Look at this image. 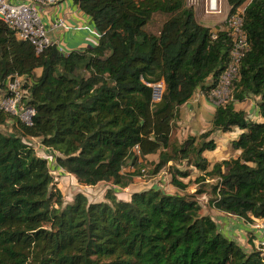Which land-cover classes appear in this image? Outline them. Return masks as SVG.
<instances>
[{
	"label": "trees",
	"instance_id": "1",
	"mask_svg": "<svg viewBox=\"0 0 264 264\" xmlns=\"http://www.w3.org/2000/svg\"><path fill=\"white\" fill-rule=\"evenodd\" d=\"M226 1L229 17L247 4L248 46L211 128L184 140L173 137L181 107L198 90L210 97L234 63L228 23L202 25L187 0H74L98 42L63 54L55 45L37 53L0 20V86L25 79L24 101L35 110L31 126L0 111V127L12 124V132L0 130V264H264L256 233L248 250L219 230L195 195L154 184L118 197L164 169L183 192L191 173L178 166L186 165L199 172L197 194L208 192L209 207L264 222V0ZM157 14L165 20L153 33ZM160 81L165 91L154 103L150 84ZM250 97L258 98L260 122L236 107ZM235 129L239 154L209 162L215 133ZM27 137L53 150L56 166L81 185L111 184L106 200L78 193L65 203L49 160Z\"/></svg>",
	"mask_w": 264,
	"mask_h": 264
},
{
	"label": "rangeland",
	"instance_id": "2",
	"mask_svg": "<svg viewBox=\"0 0 264 264\" xmlns=\"http://www.w3.org/2000/svg\"><path fill=\"white\" fill-rule=\"evenodd\" d=\"M210 2L211 0H187V4L189 7L193 8V10L196 13V17L199 23H201L204 26L215 28V27H222L225 23H227L229 19V12L230 7L226 0H217L218 9L217 11H210ZM247 4L243 5L239 9H244ZM165 20V17L162 15H154L153 20L151 24L149 25V31L153 33H157L161 27L162 22ZM227 91H223V95L221 98L217 99H209L212 101L213 106L211 109H208L207 116L210 115V111L215 110V106L218 102H224L230 98ZM201 100H195L196 105L197 102ZM258 98L250 97L243 103H236V107L238 109H241L245 111L248 114V117L252 120L257 121L259 119V110H258ZM183 114L180 115V119H182V122L178 124L176 121L174 124V131H173V137H179L180 140L186 139L189 135H195L198 133H201L203 131H207L211 128L210 123H207V119L202 117V122H197L194 120L195 117L192 116L191 113L187 112V109L182 110ZM1 131L4 132H12V124L9 122L6 124L5 127H0ZM196 131L198 133H196ZM239 136L238 129H235L231 133H221L216 132L214 135V139L217 142V149L215 152L212 153H206L205 156L211 163H217L220 162L223 159H227L229 157L236 156V150L232 147V141L236 139ZM38 156L47 158L49 160V163L52 168V175L54 177V181L57 185V187L62 191L64 196L65 203H70L76 194L83 193L88 200L91 203L94 202H103L106 200L105 196L107 191L110 189L111 184H99L96 187H89V186H83L81 185L77 178L75 176H70L62 172L56 164L54 159V153L51 151L45 152V150H41L37 152ZM181 170H189L191 173V177L183 180L184 183L188 184V189L183 191H178L176 187H174L171 183V174L167 171V169H164V173L161 175H157L156 177H151L148 175H145L138 180H136L134 183L137 186L134 190H141L146 189L149 186H153V184H156L158 187H161L164 189V191L168 194H192L195 195L196 199L201 203L203 208V213L211 215L219 225V230L224 233L226 230V227L233 229V239L237 241L240 245L243 247H247L248 244L247 238H250V233L244 234V226L246 222L244 220H239L236 217L233 216H226L225 214L221 212H217V210L212 209L208 206V200L209 195L208 192L204 194H197L199 190V186L196 184L195 180L199 176V172L195 170L194 168H188L186 165H179L178 166ZM214 182V181H213ZM132 187V189H133ZM131 189V190H132ZM130 189L126 188L124 190L118 191V197L122 198H130V193L132 192ZM227 219H231V222L227 221ZM227 221V222H226ZM226 222V223H225ZM249 225V224H247ZM227 235V234H225ZM249 235V236H248Z\"/></svg>",
	"mask_w": 264,
	"mask_h": 264
},
{
	"label": "built area",
	"instance_id": "3",
	"mask_svg": "<svg viewBox=\"0 0 264 264\" xmlns=\"http://www.w3.org/2000/svg\"><path fill=\"white\" fill-rule=\"evenodd\" d=\"M59 2L60 0H26L20 3H12L10 0H0V20L8 24L9 27L16 32L17 37L20 40L31 43L37 53H42L48 47L55 45L61 53L68 54L70 51L63 44L52 41L49 36L51 31L64 28V19L53 22L48 29L42 18V12L44 9L57 5ZM217 9V0H211L210 11H217ZM244 10L245 8L238 9L237 12L229 17L227 21L228 28L231 29L232 35L235 39V48L233 50L234 63L224 74L220 88L213 91L209 98L219 99L222 97L224 90L228 92L230 81L237 73L239 59L248 46L246 36L242 29V15ZM24 82L25 79L22 77H15L9 79L4 88L0 86V111L8 112L23 124L31 126L35 116V110L24 101L26 95V91L23 88ZM150 87L153 90V102L159 103L162 100L165 91V83L160 81L150 84ZM219 103H221V101L216 105ZM25 142L33 146L37 152L42 149L45 150V152L51 150L45 148L39 139L33 137H27ZM67 175L73 176L71 174ZM251 228L258 238L257 248L264 256V222L253 223L251 224Z\"/></svg>",
	"mask_w": 264,
	"mask_h": 264
},
{
	"label": "crops",
	"instance_id": "4",
	"mask_svg": "<svg viewBox=\"0 0 264 264\" xmlns=\"http://www.w3.org/2000/svg\"><path fill=\"white\" fill-rule=\"evenodd\" d=\"M10 1L12 3H20V2H24L26 0H10ZM42 18H43L45 26L48 29L51 27V24L53 22H56L60 19H64V22H65L64 28L59 29V30H55V31H51L49 33V36L52 39V41L63 44L69 51L84 50V49L95 46L98 42L99 36L97 34V30L95 29L90 17L88 15H86L80 9L79 5H77L74 2V0L60 1L57 5L49 7L47 9H44L42 12ZM37 74L38 75L41 74L40 69L37 70ZM209 99L210 98L207 97L201 90H198V92L195 94V96L192 98V100H190L186 105L181 107L180 115L183 114L182 110L187 109V112L191 113L192 116L195 117L194 120H196L197 122L199 121L201 123L202 117H204V119L208 118L207 121H205V122L210 123V125H211V117L215 113L217 106H215V110L210 111L211 112L210 115L207 116L208 109H211L213 106V104H212L213 102L210 101ZM195 100H201V101L197 102L196 105L194 106L193 104H195L194 103ZM179 119L177 122L178 124H180L182 122V119L181 120H179ZM257 121L260 122L261 118L259 117V119H257ZM238 131H239V135H240L242 132L239 129H238ZM196 133H198V132L196 131ZM236 139H234V140H236ZM206 153H212V152H206ZM235 154L237 156L239 154V151L236 152ZM147 159L149 161H151V160H155L156 157L155 156H152V157L148 156ZM163 173H164V171L161 173V175ZM136 180H138V179H136ZM101 184H106V183H101ZM110 186L112 187V185H110ZM133 186H137V185L135 183H133L131 186L128 187V189L131 190ZM94 187H96V186H94ZM134 188L135 187H133V189L131 190L132 192L135 191ZM121 190H124V189H121ZM141 190H144V188ZM131 193H130V195H131ZM125 199L128 200L129 197L125 198ZM226 216H231V215H226ZM233 217H236V216H233ZM236 218H238V217H236ZM238 219L242 220L240 218H238ZM227 221L231 222V219H227ZM243 226L245 228L243 231L244 234L253 232V230L251 228V224H249V225L243 224ZM224 233L227 234V236H229V237H233L234 231H233V229H231L227 226ZM246 240L248 242V238ZM252 245L248 243L246 245L247 246L246 248L248 250H250V247H252Z\"/></svg>",
	"mask_w": 264,
	"mask_h": 264
}]
</instances>
